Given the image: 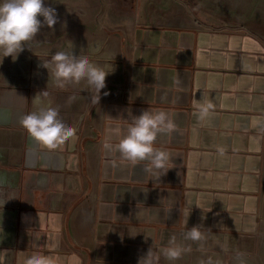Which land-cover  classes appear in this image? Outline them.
Listing matches in <instances>:
<instances>
[{
    "label": "crops",
    "instance_id": "0c3cea01",
    "mask_svg": "<svg viewBox=\"0 0 264 264\" xmlns=\"http://www.w3.org/2000/svg\"><path fill=\"white\" fill-rule=\"evenodd\" d=\"M160 2L104 0L97 10L88 7L95 19L81 26L72 51L106 69L113 65L99 103L92 104L82 82L89 91L84 103L41 100L33 109L58 108L76 129L74 141L48 149L17 123L13 140L1 143V170L16 175L7 173L9 184L0 178V264H24L36 253L53 264H138L151 247L158 264H240L254 257L264 169V42L243 28L204 23L180 0ZM26 94L18 93L22 98L10 108L23 114ZM203 97L213 108L202 121L194 102ZM148 109L166 111L176 125L155 142L170 154L166 174L145 173L146 161L133 165L103 147L118 143L132 117ZM197 225L204 240L184 241ZM173 235L192 249L174 262L160 253Z\"/></svg>",
    "mask_w": 264,
    "mask_h": 264
},
{
    "label": "clouds",
    "instance_id": "9594fccd",
    "mask_svg": "<svg viewBox=\"0 0 264 264\" xmlns=\"http://www.w3.org/2000/svg\"><path fill=\"white\" fill-rule=\"evenodd\" d=\"M58 22L56 9L45 6V0H0V57L3 60L4 57L10 56L15 61L24 51L25 45L35 39L43 26L53 29ZM70 48L71 51H56L50 59L42 60L41 67L47 69L49 78L60 89L69 84L79 85L84 82L90 90L91 102L98 104L101 90L106 88V77L114 71L113 65L107 69L98 66L87 55H74L72 43ZM42 94L47 96L46 91ZM108 94L104 93L105 96ZM74 99L75 97H70L69 103ZM194 106L202 121L209 116L213 108L212 102L204 97L196 100ZM19 123L31 138L48 149H56L76 138V129L66 125L59 118V109L51 106L25 114ZM175 130L176 125L166 111L148 109L142 111L139 116L132 117L126 134L118 143L113 145L105 141L103 147L108 151L118 152L123 160L133 165L146 161L143 167L145 173L158 174L163 171L166 174L169 170L167 164L170 154L157 148L155 142L159 135H167ZM201 228L197 225L185 231L183 240L199 244L204 240ZM191 250L190 244L186 246L179 243L173 235L160 253L166 260L174 262ZM159 259L160 255L154 253L151 247L147 254L139 259L138 264H158ZM24 264H53V261L44 254L36 253L27 257Z\"/></svg>",
    "mask_w": 264,
    "mask_h": 264
},
{
    "label": "rangeland",
    "instance_id": "374dc122",
    "mask_svg": "<svg viewBox=\"0 0 264 264\" xmlns=\"http://www.w3.org/2000/svg\"><path fill=\"white\" fill-rule=\"evenodd\" d=\"M113 1L119 2V0ZM169 1L171 0H161L160 6L166 7V3ZM180 1L186 5L190 13L204 23L215 24L217 27L226 25L234 29L243 28L264 42V0ZM101 2L103 3L104 0H45V6L56 9L59 22L53 29H49L46 25L43 26L35 39L25 45L24 51L18 55L15 61L10 56L4 57L3 60L0 57V146L1 143L13 140L12 138L15 136L14 125L19 123L23 115L33 112L37 102L53 99L64 107L71 104L69 103L70 97H75V103L77 100L84 103L89 92L83 84L84 82L75 85L74 89H70L71 84H69L61 89L62 92L60 90L56 91L60 88L55 86L48 73L47 76L40 74L39 67L41 66L38 62L42 64V60L50 59L56 51H67V44L70 45L73 41L76 45L75 41L80 38L81 26L83 24L87 25L90 19H95L94 16L88 17V7L92 6L97 10L98 7L95 8V6L100 5ZM40 19L43 21L42 17ZM44 71L46 70L42 72ZM44 81L46 86L43 85ZM44 88L47 92L46 97L42 96L45 91ZM23 90L27 91V96L25 97L26 103L23 105L24 113L22 114L17 110V107L12 109L10 106L15 105L14 99L17 100L18 93L22 94ZM92 104L96 105L95 103ZM3 158L0 147V165ZM7 173L11 176L16 175V173L2 171L0 167V178L3 175L6 178L4 179L6 184H9L11 182H8ZM13 179L11 177V181ZM261 200L260 244H258L254 257L244 259L246 261L238 259L237 261H241L240 264H247L248 261H250V264H264V169ZM5 208L13 212L11 206H5ZM0 210L5 211L1 205ZM234 264H236L235 260Z\"/></svg>",
    "mask_w": 264,
    "mask_h": 264
}]
</instances>
